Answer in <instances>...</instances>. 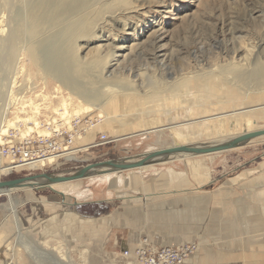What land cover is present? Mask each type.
Listing matches in <instances>:
<instances>
[{
	"label": "rangeland",
	"instance_id": "rangeland-1",
	"mask_svg": "<svg viewBox=\"0 0 264 264\" xmlns=\"http://www.w3.org/2000/svg\"><path fill=\"white\" fill-rule=\"evenodd\" d=\"M10 1L0 0V6L4 3L0 15L5 14L0 16V40L8 39L0 46V82L3 88L10 87L14 95L4 124L11 125L10 131L26 133L31 127L35 132L46 133L49 131L44 127L47 123L69 121L78 110L79 115H99V125L94 130L115 139L64 157L39 171L25 170L15 174L22 177L42 172L68 174L89 163L136 157L175 143H218L245 131L264 128V81L257 84L254 80H243L251 73L241 79H232L235 75L231 71L221 70L223 67L238 68L236 64H243L245 56L251 61L259 56L264 64V52L259 54L260 46L264 49V0H131L133 7H140L129 17L132 28H123L124 22L122 25L108 23L110 26L98 33L104 37L93 36V39L77 43L81 59L97 51L118 52L117 75L131 83L129 91H125L128 84L122 83L119 90L106 92L104 112L100 109L88 112V105L71 93L70 86L50 75L54 73L48 67L53 58L51 48L38 51L42 60L34 63L28 48L20 50L21 39L17 48L11 46L9 33L14 28L13 17L22 4L16 1L10 8L7 6ZM50 27L44 29L43 35ZM54 41L59 42L52 38L49 45H56ZM18 59L20 62L16 64ZM253 66L249 63L244 67ZM64 67L60 63L57 65L60 70ZM148 77L153 81H148ZM98 86L94 84L95 89H100ZM125 92L128 94H119ZM87 138L84 142L95 141V136L91 142ZM195 161H200L216 178L217 185L235 172L264 162V137L231 150L181 156L134 171L143 173L146 181H151L167 168L181 170ZM116 176H97L63 187L73 188L75 202L100 200L115 195L107 191V179ZM212 184L202 185L200 189L212 188ZM21 191L31 190H16L0 196V214L5 216L2 231L8 234L1 240L5 245H0V264H124L121 253L125 250L128 231L112 230L108 239L83 242L73 239L75 231L77 236L80 234L72 226L68 229L67 215L56 219L59 224L56 232H44L42 224H47L48 217L42 219V224L26 226L25 208L21 207L18 195ZM46 192L49 188L37 190L39 194ZM118 203L96 204L95 212L86 205H74L70 213L83 217L85 222H101L105 218H98L114 212ZM11 204L16 207V213L11 212ZM85 210L88 213L85 214ZM20 241L23 247L17 244H21ZM58 250L66 251L67 259L60 260Z\"/></svg>",
	"mask_w": 264,
	"mask_h": 264
},
{
	"label": "crops",
	"instance_id": "crops-1",
	"mask_svg": "<svg viewBox=\"0 0 264 264\" xmlns=\"http://www.w3.org/2000/svg\"><path fill=\"white\" fill-rule=\"evenodd\" d=\"M96 135L97 130H92L87 140L91 142ZM201 165L200 161H195L187 163L184 170L167 168L151 181H146L143 173L135 172L136 169L114 173L116 177L107 179V191L115 195L100 200L75 202L73 188L63 187L72 182L54 185L60 187H50L45 194H39L37 190L44 191L48 187L21 191L18 195L21 207L25 208L24 222L26 226L34 227L48 217L42 228L45 233H51L59 229L56 219L67 215L68 229L72 226L80 234L77 236L75 231L73 239L83 242L108 239L110 231L126 230L139 232L151 241L158 235L165 244L172 246L197 243L196 252L185 264L263 262L264 162L235 172L217 185L216 178ZM209 183L212 188L200 189ZM113 201H119L118 208L98 218H105L101 222H85L83 217L70 213L75 209L74 205H86L94 210L96 204ZM1 215L0 245L4 246L1 240L8 234L2 231L5 216Z\"/></svg>",
	"mask_w": 264,
	"mask_h": 264
},
{
	"label": "bare ground",
	"instance_id": "bare-ground-1",
	"mask_svg": "<svg viewBox=\"0 0 264 264\" xmlns=\"http://www.w3.org/2000/svg\"><path fill=\"white\" fill-rule=\"evenodd\" d=\"M16 1L22 5H20L19 8L17 7L14 17L11 16L13 17L12 23L14 27L11 26L13 30L9 33V36L12 35L10 41L13 44L11 43V46L17 48L16 44H18V40L21 39L23 41L22 43H25H19V46L21 45L20 50L24 48L26 51L28 48L27 51H29L28 53L31 56L28 57L32 58L34 63H38L42 60V56L40 57L38 51L43 50V48H51L53 50V58L48 62V67L50 71L53 70L54 73H50V75L60 80L62 84L70 86L71 93L81 97L83 102L88 105L86 108L88 112H92L93 109H100L104 112V105L106 103L104 95L111 89L116 88L119 90L118 88L122 83L128 84L125 91L131 90V83L125 78L117 75V67H115V65H117L118 52L114 51L104 54L97 51L91 56L81 59L79 56L80 47L77 45L78 41H87L93 39L91 38L93 36L95 38L104 37L101 33L110 26L108 23L118 22L122 25L124 22L123 28H132L131 23H129V17L131 14L138 12L140 7H133L131 0H11L7 3V6L10 8L14 7ZM23 3L26 4V7ZM2 5H4V3ZM2 5L0 6V10H3ZM3 14L1 13V15ZM53 25L55 26L52 27ZM48 27L51 28L50 31H48L46 35L45 33L43 35L44 29ZM11 29L9 28V30ZM99 32L101 33L98 35ZM234 33H237V31H234ZM4 38L7 37H3V39ZM52 38L59 40L58 44L54 41L56 45H49ZM5 40L8 39H4V41L0 40V46L7 42ZM7 46L8 44L6 47ZM261 48L262 46L259 48V54L264 52V49ZM20 52L18 51L17 53ZM19 60L20 59L16 61V64L20 62ZM243 61V64L239 65L234 63L238 68H235V66H227L228 68L223 67L221 70L231 71L232 75H235L232 79H241L247 73H251L250 77H245L243 80L249 79L256 81L257 84L262 83L264 81V64L260 61L259 56H256L253 61H251L248 56H245ZM58 63L65 66L64 69L60 70L57 68ZM249 63H251V66H254L246 68ZM244 69L248 70L244 71ZM139 79L141 78L139 77ZM148 81H153L152 77H148ZM96 83L97 85L99 84L98 87L100 89H95L94 84ZM11 91L10 87L3 88L0 82V135L7 133L8 128L11 126L10 124H4L6 122L7 113L13 103L14 95H11ZM119 94L125 95L128 94V92ZM65 107L67 106L65 105ZM36 109L38 110V107H36ZM75 114L79 115L78 110H75ZM21 120L19 119L18 121L21 123ZM24 130H26V128ZM33 131L34 130L30 127L29 132ZM50 163H52L51 160ZM41 166L42 165L38 164L34 168L38 169ZM15 209L16 207L11 204V212H15ZM20 242L21 244L18 242L17 244L23 247L24 244L22 241ZM65 252L64 250H58L60 260L67 259V254Z\"/></svg>",
	"mask_w": 264,
	"mask_h": 264
},
{
	"label": "built area",
	"instance_id": "built-area-1",
	"mask_svg": "<svg viewBox=\"0 0 264 264\" xmlns=\"http://www.w3.org/2000/svg\"><path fill=\"white\" fill-rule=\"evenodd\" d=\"M99 121V115L84 114L74 115L64 123H47L44 126L49 130L47 133H21L8 129L7 133L0 135V180L25 170L39 171L64 157L115 141L98 133L93 143L84 142ZM38 164L42 166L35 169ZM125 245L121 253L124 264H185L198 248L195 242L167 245L158 235L151 241L136 231L127 233Z\"/></svg>",
	"mask_w": 264,
	"mask_h": 264
},
{
	"label": "water",
	"instance_id": "water-1",
	"mask_svg": "<svg viewBox=\"0 0 264 264\" xmlns=\"http://www.w3.org/2000/svg\"><path fill=\"white\" fill-rule=\"evenodd\" d=\"M264 137V128L245 131L242 134L211 144H181L153 150L136 157L110 159L89 163L68 174L42 172L24 177L0 180V196L16 190L50 188L57 184L74 182L96 176L119 173L168 162L181 156L206 155L244 146L255 139ZM69 160V159H67Z\"/></svg>",
	"mask_w": 264,
	"mask_h": 264
},
{
	"label": "trees",
	"instance_id": "trees-1",
	"mask_svg": "<svg viewBox=\"0 0 264 264\" xmlns=\"http://www.w3.org/2000/svg\"><path fill=\"white\" fill-rule=\"evenodd\" d=\"M20 177H22V175H19V174H15V173H14V174H12V175H10V176H8V177H5L4 180L15 179V178H20ZM95 206H97V205H95ZM95 206H94V208H95ZM96 209H97V207H96ZM92 211L95 212V211H97V210H92ZM92 211H90L91 214H93ZM83 213H84V212H83ZM86 213H88V212L85 211V214H86Z\"/></svg>",
	"mask_w": 264,
	"mask_h": 264
}]
</instances>
